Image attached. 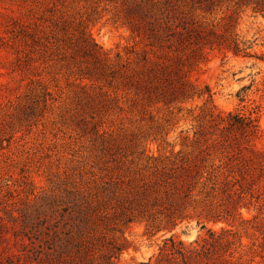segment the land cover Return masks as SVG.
I'll return each mask as SVG.
<instances>
[{"label":"trees","instance_id":"1","mask_svg":"<svg viewBox=\"0 0 264 264\" xmlns=\"http://www.w3.org/2000/svg\"><path fill=\"white\" fill-rule=\"evenodd\" d=\"M240 11L264 18V0H122L118 12L124 14V27L142 47H130L124 58L110 57L94 44L88 14L55 24L52 41L44 40L46 50H54L55 63L77 82L74 122L91 148L76 172L19 217L29 242L27 263L118 264L128 250L124 231L130 226L143 224L150 236L193 221L205 229L230 217L236 194L240 200L250 196V188L264 179V152L240 158V137L251 127L238 114L215 112L210 89L191 77L211 51L252 57L253 43L236 29ZM24 37L33 44L39 40L32 32ZM75 53L85 62L75 63ZM41 98L46 107L47 88ZM198 101L201 105L193 106ZM112 112L145 122L142 136L171 148L156 153L117 148L119 139L102 128ZM180 120L191 128L179 132L181 148L175 150L177 143L166 138L168 127ZM212 150L226 159L223 165L213 164ZM235 175L238 193L231 181ZM213 238L209 232L208 240L186 244L172 234L158 249L155 264H196ZM140 264H153L152 258Z\"/></svg>","mask_w":264,"mask_h":264},{"label":"rangeland","instance_id":"2","mask_svg":"<svg viewBox=\"0 0 264 264\" xmlns=\"http://www.w3.org/2000/svg\"><path fill=\"white\" fill-rule=\"evenodd\" d=\"M110 2L0 0V264H29V242L19 217L28 214L34 202L67 174L76 172L91 148L90 138L82 136L74 122L78 113L77 82L68 79L66 71L55 63V52L46 50L49 45L44 40L52 41L55 24L61 18L72 21V17L88 14V31L94 44L110 57L119 54L124 58L137 42L124 27V14L118 12L122 0ZM216 15L220 17V12ZM235 21L238 34L253 43L252 57L211 51L191 77L200 87L210 89L215 112L238 114L251 127L250 133L240 137L238 152L240 158L250 159L252 151L264 152V18L240 11ZM25 32L35 33L37 44L26 39ZM141 48L135 46L136 50ZM74 55L75 63L85 62L78 53ZM27 56L32 60L25 63ZM42 88L51 94L46 107ZM194 105L200 106L201 102ZM143 126L145 122L127 119L123 112H112L102 128L111 138L119 139L117 148H147L153 153L171 148L152 137H143L139 132ZM189 128L187 120L168 127L167 142L177 143L174 149H180L179 132ZM212 152L213 164L223 165L226 159ZM233 178L236 184L238 177ZM234 189L239 192L238 184ZM238 197H234L230 217L210 222L205 229L193 221L172 233L150 236L143 224L130 226L124 231L128 250L118 264L146 263L150 258L155 264L158 249L172 234L189 244L208 240L209 232L215 238L195 259L196 264H264V179L250 188V196L242 195L241 200ZM219 237L220 241L214 240Z\"/></svg>","mask_w":264,"mask_h":264}]
</instances>
